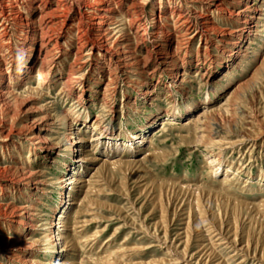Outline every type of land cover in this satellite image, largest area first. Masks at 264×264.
<instances>
[{
  "label": "rangeland",
  "instance_id": "374dc122",
  "mask_svg": "<svg viewBox=\"0 0 264 264\" xmlns=\"http://www.w3.org/2000/svg\"><path fill=\"white\" fill-rule=\"evenodd\" d=\"M115 1L109 29L119 44L105 46L80 22L96 2L62 0L66 18L50 28L44 56L39 0L8 1L0 264H264V13L248 11L245 23L247 13L224 11L264 0ZM203 110L210 125L196 121ZM219 124L226 136L207 145L202 135ZM112 131L119 139L109 141ZM160 183L171 187L159 200ZM210 188L242 208H225Z\"/></svg>",
  "mask_w": 264,
  "mask_h": 264
},
{
  "label": "bare ground",
  "instance_id": "6f19581e",
  "mask_svg": "<svg viewBox=\"0 0 264 264\" xmlns=\"http://www.w3.org/2000/svg\"><path fill=\"white\" fill-rule=\"evenodd\" d=\"M6 1H7V3H6ZM8 1H11V0H0V31H4V25H3V20H8L10 17H12L14 14L11 12V9L9 8L8 9V7H15V6H13V3L12 2H9L8 3ZM55 1V2H54ZM54 1H52V0H39V3H38V7H37V12H39L40 14H41V17H40V21L44 24V26L47 28V30H46V32H45V30H44V28L42 27V26H38L37 27V30L39 31V33H40V37L43 39V41H40V39L41 38H39V45H38V48H37V51H36V55L37 56H40V55H42V56H44L43 55V53H42V47L44 46V44H43V42L45 43V38H47V37H53V36H51L52 34L51 33H49L48 34V32H50L51 30L53 31V29H50V28H53V26H56V25H59V22H60V20H63V19H65L66 18V15L64 14V10L62 9V8H60V1H62V0H54ZM65 1H67V0H65ZM74 2H80V1H82L83 3H86L87 4V7L88 8H91V9H93V7L91 6L90 7V3H89V0H73ZM92 1H94V2H96V5L98 6V11L96 12V13H92V14H90V13H85L83 16H80L79 17V20H80V22H82L81 21V19H85L87 22H88V24L90 25V28H92V34H93V37H95V39L96 38H98V36H97V33L99 32V34H100V37H99V39L100 40H102L103 41V43H104V45L105 46H107L108 44H113V45H116V44H119L120 43V41H122V39L123 38H116V39H113L112 38V35H111V32H110V30L111 29H109V25H110V21H111V19L113 18V16H114V14L116 13L115 12V10L114 9H112L113 7H114V5H113V3H115L116 1L115 0H92ZM119 1V0H118ZM54 2V3H53ZM51 3H53V5H51L50 7H48L47 5H49V4H51ZM137 3V2H136ZM140 3V1L138 2V4ZM142 3H144V2H142ZM64 4V3H63ZM67 4V3H66ZM90 4V5H89ZM111 4L113 5V7H111ZM138 4H137V6H138ZM95 5V4H94ZM251 5V4H250ZM253 5V4H252ZM46 6L48 7L47 9H46V11H45V8H46ZM70 6V5H69ZM104 6H106V7H104ZM136 6V5H135ZM141 6V5H140ZM249 6V5H248ZM200 7H202V6H200ZM105 8V9H104ZM246 8V7H245ZM131 9V8H130ZM138 9V8H137ZM225 10V12L227 13V14H233V15H237V16H242V14L245 12V13H247L248 11H254V10H259V12L261 13H264L263 11H264V7H262V8H260V9H256V8H246V9H240V10H236L237 12H235V11H233L232 9H230V8H224ZM238 9V8H237ZM136 10V9H135ZM88 12V11H87ZM68 13V12H67ZM248 14V13H247ZM138 15V14H137ZM246 15V14H245ZM135 16V15H134ZM247 16V19L246 20H244V22L245 23H250V22H252L251 21V17H250V15L248 14V15H246ZM243 17V16H242ZM24 18V17H23ZM136 18V17H135ZM114 19V18H113ZM137 19V18H136ZM25 20V19H24ZM131 20V19H130ZM130 20H128L129 22H130ZM240 20H241V17H240ZM84 21V20H83ZM116 21V20H115ZM127 21V22H128ZM9 22V21H8ZM26 23V22H25ZM28 23V22H27ZM34 23V22H33ZM36 23V22H35ZM40 23V22H39ZM41 23V24H42ZM86 23V22H85ZM124 23V22H123ZM79 24V23H78ZM112 24V23H111ZM127 24V23H126ZM60 26V25H59ZM247 26V25H246ZM253 26H257V23L256 24H254ZM57 27V26H56ZM241 27V26H240ZM9 28V27H8ZM48 28H49V30H48ZM83 28V27H82ZM89 28V29H90ZM246 28V27H245ZM242 28H240V29H238V33L240 34V36L242 37L244 34H243V30H241ZM34 30V29H33ZM55 31V30H54ZM81 31V30H80ZM95 32V33H94ZM136 32V31H135ZM4 32H2V33H0V41H1V37H3L4 36V34H3ZM91 33V30L90 31H87V30H83L82 32H81V35L82 36H80V37H85V36H89V34ZM35 34V33H34ZM98 34V35H99ZM79 37V38H80ZM114 37V36H113ZM124 37V36H123ZM129 37V36H128ZM89 38V37H88ZM91 38V37H90ZM94 38H93V40L91 41V46H92V49L93 48H97V46H99L100 47V45H98V43H97V41L95 40ZM127 39V38H126ZM125 39V40H126ZM87 40V39H86ZM55 41V40H54ZM130 41V40H129ZM85 43H86V41H84ZM47 43V42H46ZM45 43V44H46ZM85 43H83V44H85ZM107 44V45H106ZM127 44V43H126ZM126 44H124V46L126 45ZM78 45H80V47L81 48H79V49H81V51L83 52L86 48H84V45H81V44H78ZM90 45V44H89ZM123 45V44H122ZM137 45V44H136ZM46 46V45H45ZM48 47V46H47ZM77 47V46H76ZM124 48V47H123ZM125 49V48H124ZM86 51V50H85ZM128 51V50H127ZM132 51V50H131ZM135 52V51H134ZM49 53V52H48ZM231 53V52H230ZM45 54V53H44ZM232 54V53H231ZM121 56V55H120ZM114 57H115V55H114ZM42 58V57H41ZM264 60V59H263ZM44 68H43V66H42V70L41 69H39V76H40V78L41 77H43V80H42V85L45 83L46 84V74H44ZM45 78V79H44ZM3 80V79H2ZM244 84V83H243ZM243 84H241V86H239L238 88H236L235 90H233V92H232V95L230 96L231 97V99L233 98V96L240 90V87H242L243 86ZM239 85V84H238ZM7 91V90H6ZM10 92V91H9ZM12 93H7V92H5V93H3V92H0V101L1 102H5V101H7V100H9V99H12V98H10V97H12ZM16 95V94H15ZM17 96V95H16ZM15 96V97H16ZM14 97V98H15ZM193 107V106H192ZM192 107L191 106H189V109H188V112H191V110H192ZM204 111V110H203ZM214 112H216V111H214ZM211 113H212V111L211 110H205L204 112H203V114H201V116L200 117H198L197 118V122H199L200 124H209L210 125V122H209V120L207 121V120H203L201 117H204V118H206L208 115H211ZM222 113V112H221ZM177 114H181V111L178 109V110H176L175 109V113H173L172 114V116H174V118H171V119H175V117H178V115ZM219 114V113H218ZM213 115V114H212ZM50 116V115H49ZM49 116H46L44 119L45 120H48V117ZM64 117H66V115H64ZM67 118V117H66ZM227 118V117H226ZM220 120V119H219ZM171 121V120H170ZM169 121V122H170ZM174 121V120H173ZM162 122H163V124L165 125L166 123H168V122H166V120L165 119H163L162 120ZM209 122V123H208ZM51 124H53V123H51ZM72 126V125H71ZM2 128V127H1ZM7 129V128H6ZM9 129V128H8ZM78 129V128H77ZM214 129V130H213ZM211 131H209V133H204L205 135H202V139H204V141H207V142H209V143H207V145H210V144H213V143H216L217 141H215V139H214V136H226L224 133H223V131H224V128L222 127V126H220V124H219V126H215V128H213ZM79 130V129H78ZM205 130H206V128L204 127V126H202V125H198V131H202V132H205ZM7 131V130H6ZM11 131V130H10ZM197 131V132H198ZM56 132V131H55ZM113 133L110 135L109 134V141H115V140H117V139H119L118 138V133H116V132H114V131H112ZM260 133H262L261 131H260ZM75 134H78V131L77 130H74L73 129V135H72V138H73V140L72 141H70L71 142V144L70 145H72L73 144V142H74V139H75V137H74V135ZM262 135V134H261ZM116 138V139H115ZM194 140H196L197 139V137L195 136L194 137V135H193V137H192ZM38 139H39V142H45V141H47V138L45 137V136H39L38 137ZM224 141V140H223ZM223 141H222V143H223ZM194 142V141H193ZM218 142H221V141H218ZM115 144H117L116 142H114ZM195 143V142H194ZM228 143H231L232 144V142H228ZM124 145H126V144H124ZM131 145H134V143H131ZM116 146V145H115ZM76 148V147H75ZM213 160V162H215L211 167L212 168H214L213 170H215V171H218L221 167V162H222V160H221V158H220V155H218V154H213V159H211V161ZM130 165H132V163L131 162H128V163H124V166L126 167V169L128 168V167H130ZM210 167V168H211ZM78 168V167H77ZM128 170V169H127ZM212 170V169H211ZM144 172V171H143ZM138 173H139V171H138ZM141 173V172H140ZM30 174L31 175H33V173H31L30 172ZM27 175H29V174H27ZM25 177V176H24ZM30 176H27V177H25L24 179H27V178H29ZM34 178V177H33ZM75 178V177H74ZM30 179V178H29ZM78 179L79 178H77V179H74V180H76V181H78ZM34 180V179H33ZM63 180V179H62ZM74 180H72V181H69V184H72V182L74 181ZM65 181V180H64ZM82 181V180H81ZM37 182H38V180H37ZM66 186V185H65ZM167 186H168V188H170L171 186L170 185H165L164 183H160L159 185H158V187H156L157 189H158V191L160 192L157 196H158V198H159V200H160V198H162L163 197V189L166 187L167 188ZM174 189V188H173ZM210 191H213V194H215L216 193V195H213V194H211V195H209V196H211L212 198H216L217 199V201L220 203V204H222L225 208H233L234 210H239L240 208H242V206H239V204L237 203V202H234V204H233V201L231 200V199H228L227 197H225V196H222L221 195V193H219V192H217V191H215V190H213L212 188H210ZM215 192V193H214ZM202 194V193H201ZM156 196V197H157ZM65 204L66 203H63V210L65 209ZM22 208V207H21ZM20 208V209H21ZM160 208H165V205H164V203L163 204H161L160 205ZM23 209V208H22ZM258 209H260V208H258ZM15 210V209H14ZM24 210V209H23ZM258 211V210H257ZM259 212V211H258ZM30 213V212H29ZM63 223H65V222H63ZM56 224V223H55ZM54 224V225H55ZM53 225V233H56V235L55 236H62V232L61 231H59L58 230V228L57 227H55ZM62 225H64V224H62ZM249 237L251 236L250 234L248 235ZM64 238H65V236H64ZM251 238V237H250ZM73 239V238H72ZM71 239V240H72ZM70 240V241H71ZM249 240V239H248ZM251 241V240H250ZM247 243H248V241H247ZM248 245V244H247ZM66 246V245H65ZM22 247V246H21ZM24 261H29L30 262V260L29 259H24ZM66 261V264H68V263H72L71 261H69V260H65ZM60 262V261H59ZM35 263H37V262H35ZM33 264H34V262H33Z\"/></svg>",
  "mask_w": 264,
  "mask_h": 264
}]
</instances>
